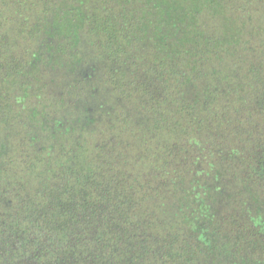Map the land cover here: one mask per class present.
Segmentation results:
<instances>
[{
	"label": "trees",
	"instance_id": "1",
	"mask_svg": "<svg viewBox=\"0 0 264 264\" xmlns=\"http://www.w3.org/2000/svg\"><path fill=\"white\" fill-rule=\"evenodd\" d=\"M24 1L9 0V3L11 7L19 8L24 6ZM92 1L83 0L72 5L83 11L78 20L61 10H53V13L51 7L55 4L47 7L45 0H38L43 7L40 12H31L37 14L38 23L58 28L54 33L55 44L51 45L56 55L50 57L51 62L57 64L58 59L59 63L66 59V63L72 66L66 64V77L80 82L96 79L99 74L94 67L96 73L80 80L84 57L91 53L88 47H95L88 38L97 33L90 30L95 14L84 6L94 4ZM158 1L155 7L160 9V15L157 11L149 14L150 25L147 24L146 33H157L160 39L169 35L172 39H167L169 47H183L182 57L170 59L166 55L164 61L170 66L190 64L193 73L191 84H188L190 93H186L191 96L189 101L199 102L197 96L201 98L203 88L197 89L198 82L204 76L214 82L220 80L216 68L225 64L241 82L236 87L230 86L224 93L215 85L216 91H206L213 97L206 105L215 110L213 105L215 102L219 104L221 96L218 101L217 97L225 95L226 109L231 111L230 114L239 113L240 122L235 125L238 130L246 125L242 122L246 118L264 129V0H230V9L223 0ZM120 4L127 10L131 2L120 1ZM237 4H241L240 14L235 10ZM113 5L118 8V4ZM204 5H210L212 9H204ZM10 13L14 32L22 37L28 35V40L37 43L38 38L34 39L28 31L18 27L14 12ZM118 14L115 13L117 20L109 21L112 26L119 24L121 16ZM106 19L108 21L109 17ZM137 21L139 24L142 19ZM205 23H210V27H203ZM193 32L198 33L200 39L209 36L214 39L211 51L214 50L213 59L219 64L206 63V59L201 62L198 54H203V50L209 47L204 43H193L197 38ZM6 38L7 35L0 32V44L7 45ZM240 41L243 42V53L231 56L229 53L234 42ZM138 42H129L128 45ZM147 42L149 50L156 51L158 46L152 40ZM45 56L41 54V62ZM225 56L247 61L248 65L231 66ZM127 58L121 62L129 66ZM6 62L12 71L4 74V79L0 78V201L12 195L14 203L10 212L0 211V264H171L174 261L200 264L201 259L205 264L210 259L214 264H228V260L234 264H264V259L252 258L250 253L242 255L238 252L239 240L230 239L228 233L223 234L220 210L212 199L213 186L207 182L213 174L217 180L223 177L221 169L215 168V158H211L216 155L218 162L223 163L225 147L224 139L210 137L208 131L200 132V123L204 114L219 129L226 123L227 115L220 110L209 113L204 106V111L198 114L200 121H197L196 112L189 108L178 109L169 102L163 109L155 104L161 97L156 98L150 90L156 84L143 76L148 103H138L134 110L131 105V109L125 107L127 114L140 127L147 126L150 135L155 134L158 141L165 136L164 129L169 130L167 140L175 141L171 144L176 152H169L171 155L161 153L158 148H151V139L144 136L127 138L121 130L120 133L114 131L116 137L107 143L110 134L106 132L108 136L102 140L98 122L106 119L109 111L100 106L104 116L99 118V115L91 116L85 107L79 125L72 127L71 123L66 126L63 120L68 112H62V95L54 100L61 101L60 116H52L62 120L63 125L60 129H53L46 120L49 106L46 107L45 101L29 104L31 90L24 75H20L31 72L29 69L25 71V62H31L32 67L36 62L28 59L26 54L17 59L11 57ZM118 66H108L105 72L123 85L125 73L118 72L121 69ZM29 81L32 84L33 81ZM97 87L96 84L89 90L95 91L99 89ZM113 93L115 101L122 100L115 91ZM92 95L97 96V93L92 92ZM144 108L150 114L140 120L137 113ZM153 112L159 114L158 121L163 125L152 122ZM16 116L18 119L14 124L12 120ZM228 140L237 154L232 163L246 164L238 174L244 177L243 182L247 185L242 189L244 194L236 199L237 203L234 202L235 209L247 220V228L257 229L264 235V204L248 186V179L256 183L264 181L259 169L261 165L264 167V157H260L264 149L259 150L258 140L245 138L239 132L231 134ZM103 151L105 155H102ZM249 151L255 158L248 154ZM124 152L127 155L123 156ZM219 190L222 192L221 187ZM235 214L230 213V217ZM247 252L253 251L248 249Z\"/></svg>",
	"mask_w": 264,
	"mask_h": 264
},
{
	"label": "rangeland",
	"instance_id": "2",
	"mask_svg": "<svg viewBox=\"0 0 264 264\" xmlns=\"http://www.w3.org/2000/svg\"><path fill=\"white\" fill-rule=\"evenodd\" d=\"M74 1L75 0H45V3L47 7L51 5L53 6L55 4V7H51V11L53 13L54 11L61 10L63 14L74 17L75 20H78L80 19L79 15L83 14V11L79 10L78 6L74 7L72 5L79 4L81 1L83 2V0H78L77 2ZM94 1V4L88 6L84 5L86 10L90 9L89 12L95 14L93 23L90 24V30L92 33L95 31L97 33H94L92 38L91 36H88L89 40L95 43V47H88V50L91 53H88V55L84 57L83 66H81L83 73L80 71L81 75L83 76H81L80 80H82V78L89 77L90 73H96L95 71H97L99 74L98 76H95L96 79L91 81H89V79H83L82 82H80L75 79L73 80L72 78H67V73H65L67 72L66 64L68 67H72L71 63H66V59H63V61L60 63L58 59L56 62L57 64L54 62L53 64L51 62L50 57L53 58L56 55L54 54L56 51L51 45L55 44L56 36H54V33L58 28L55 25L52 26L47 23H38L36 21L35 16L37 14L31 12H40L43 8L38 0H25L23 4L24 6L19 7L21 10H19L17 7H11L9 0H0V29H2L0 32H3L7 35L6 39L8 41L7 45H5L4 42L0 44V78H3L4 74L7 75L9 71H12L9 68V65L7 64L8 62H6V60L11 57H15L17 59V57L26 54L28 59L36 62L35 67L30 66L29 63L31 62H25V71L29 69L31 72L23 74L20 73V75H24V79L26 82H28L27 85L31 90L29 95V104L35 105L37 102H46V107L49 106L48 109L51 113L47 114L46 120L50 125H52L53 129H60L63 125V121L65 122L66 126H68L67 124L71 123L72 124L70 126L72 127L78 126L85 107H87L88 113L91 112V116L94 117L99 115L98 117L101 118L104 116L101 109H99L101 106L102 109L109 111L107 113L108 118L106 117V119H102V121L98 122V131H100V136L102 135V140L105 139L108 136L107 133H109L110 138L109 141H107V143H109L110 139L116 137L114 131L120 133L121 130L123 131V136H126L127 138L143 136L147 137L151 139L149 143L152 149L158 148L161 153L165 152L167 155L170 153L174 154L176 150L171 143H175V141L169 142L167 140L169 130L167 131L164 129L165 136L160 137V141H158L159 138H157L155 134L150 135L151 131L148 130L147 126H143V128L140 127L139 124H137V121L127 114L128 109L132 108V110H134L133 108L137 106L136 104H143L148 101V97L146 96V93H144L143 76L148 77L147 80L152 79L154 84H156L155 87L150 89L156 94V98L161 97L160 100L158 99V101L155 102V104L158 103L160 107L163 106V109L167 108L166 106H168L167 104L169 102L171 106L178 109L189 108L196 112L195 116L198 117L196 118L197 121H200L198 114H200V111H204V106L210 111L209 113H211L213 110V108L206 105L211 103L213 98L212 93L208 94L206 91H216L217 88L215 85H217L219 87L218 91L224 93L230 86L236 87L241 82L240 79L233 76L235 74L234 71L229 69L225 64H222V66L216 68L218 71L217 76L220 80H216L214 82L208 76H204L202 80L200 79L201 82H198L200 84L198 85L199 87L197 89L203 88L200 91L201 98L200 95L197 96V101L199 102L193 101L192 99V101L195 103L194 105L192 101H189L191 96L186 94L190 93L188 89L190 87L188 84H191V74L193 73V69L189 67L190 64L185 63L170 66L165 64L164 61V56L166 55H168L170 59H179L182 57L183 53L181 49L183 47H179V45L173 48L169 47L167 39L172 40L169 35H165V37L160 39L157 33H152V35L151 31L150 35L146 33L147 24L150 25L148 20L149 14L155 13L157 11V14L160 15V9L155 7L159 1L156 0V2L153 3L154 0H151L150 4L148 3V0H93L92 2ZM120 1L123 3L131 2L130 8L125 10L121 6ZM223 2L229 9L232 8L230 0H223ZM114 3L118 4V8L117 6L115 7L113 5ZM204 3L210 4L207 1H204ZM204 9L212 8L210 5H204ZM235 10H237L238 14L242 13L241 4L235 5ZM11 11H13L14 16H16L18 27L28 31V33H30L34 39L38 38L37 43L34 44L31 39L28 40V35L26 37H22L18 34V32H14V25L10 21V16H13L12 13H10ZM115 13H119L118 15L121 17L118 21L119 24H117V26H112L110 22L113 21V19L117 20ZM125 15L126 18H122V16ZM108 17L109 20L107 21L106 18ZM137 17L142 19L139 24L137 23ZM203 27L207 29L210 27V23H205ZM193 33V36H197L193 43H197L196 45H198V43H204V45L206 44V46L209 47V49L203 50V54H198V56L196 54V56L200 58L201 62L205 61L204 59H206V63H211L212 65H214V63L219 64L218 60L214 61L213 59L215 57L213 55L214 50L211 51V45H214V39H212L211 36L200 39L201 36L198 33ZM148 40H152L155 46H158L156 51L149 50V46L146 44L148 43ZM135 41H139L138 44L135 43L136 45L133 46L128 45L129 42ZM241 43L243 42L240 41V43L237 44L234 42L235 45L232 46V51L229 53L231 56H236L240 55L239 53H243V50L241 49L243 44L241 45ZM39 46H41L40 49H38ZM33 49L37 50V53ZM195 50L196 48L193 49L191 54L192 56L194 55ZM199 52L200 51H198V53ZM41 54H46L47 56H45L47 59L44 57L42 62L40 61ZM126 57H128L127 59L128 62H130V67L127 63H124L123 65L121 62L123 58ZM224 59L228 61L231 66L242 67L244 64L248 65L247 61H241V59L238 58L233 59L232 57L225 56ZM70 61H72V58ZM114 65L115 68L119 67L118 65H120L121 69L118 72L121 71L122 73H125V77H123V85L119 84L115 77L112 78L105 72L107 71L108 66L114 67ZM94 67H96L95 71H93ZM38 69L39 71H37ZM116 77H119V74H116ZM29 79L33 81L32 84ZM96 84L98 85L97 88L99 89H95V91H93V89L89 90V88ZM113 91H115L119 97H122V100H119V102L115 101V95ZM92 92H96L97 96H93ZM62 95L64 96L61 105L62 112H68V114H65V120L63 121L52 116H60L59 105L61 101L56 102L54 100H56L57 97L60 99ZM237 97L238 95L235 96V98ZM219 98L220 102L219 104L216 102L214 103L215 106L213 105V107L215 110L213 111L220 110L224 116L227 115V118H225L226 123L224 126L221 125L219 129L215 128L212 125L210 117L204 116L203 114V120H201V127L199 128V131L202 133L208 131L210 133V137L224 139L225 149L222 151V153L223 157L226 158L225 161L223 163L218 162L219 159L216 155H212L211 158H215L213 160L216 163L215 168L221 169L223 177L220 180H217L213 174L208 177L209 181L207 182L213 186L212 199L216 203L215 207L217 205L220 210V220L222 223L223 234L228 233L230 239L239 240L238 252L241 254L243 253L242 255H247L250 253L252 258L262 260L264 259V235L259 234L257 229L254 230L247 228V220L239 216L241 214L238 212V209H235V203H237L236 199L240 197V195L244 194L245 191L242 189L247 185L243 182L244 177L238 174L241 169H244L246 164L244 165V163H239L238 161H233L232 163V160L236 158L237 154L228 144V138H230L231 134L236 135L239 132L245 138L258 140L257 143L260 146L259 150H262L264 149V129H261L256 122H251L248 118H246L242 120V122L246 123V125L242 127L243 129L241 128L242 130H238L235 125L240 122L238 119L239 113L235 112L234 114H230L231 111L226 109L227 96L219 94L216 101H218ZM17 103L19 102L17 101ZM115 104H119V107H114ZM191 104H193L194 108L196 106V108L194 109L193 106H187ZM92 105H97L96 110H94L95 106L93 107ZM130 105L131 108L129 107ZM40 108H42V106H40ZM146 109L147 108H144L143 110L138 111L137 115H139L140 120L141 118H144V116L150 114L148 111H146ZM152 116V122H154L155 125H163V123L158 121V113L153 112ZM242 117H244V115H242ZM17 119L18 118L16 116V118L12 120L14 121V124ZM39 128L41 127L39 126ZM232 142L236 143L234 141ZM112 149H114V146ZM116 150L119 152L118 146ZM121 151L123 150L121 149ZM122 154L123 156L127 155L126 152ZM248 154L255 158L251 151H249ZM261 154L260 157H264V153ZM102 155H105L104 151ZM102 159L105 161L103 157ZM125 164L126 166H129L127 163ZM208 169H210V172H212L210 167ZM259 169L264 175V167L261 165L259 166ZM218 186L221 187L222 192L219 190L220 187L217 189ZM248 186L251 187L252 191L256 194L255 196L264 204V181L260 180L256 183L255 181L248 179ZM224 197H226L225 200ZM13 203L14 199L12 195L5 196L2 202L0 201V211L3 213L10 212ZM228 206L230 209H228ZM233 212L237 214L230 217V213ZM248 249L253 252L245 253ZM231 257L232 255L230 256V259ZM199 263L205 264L204 260L202 259L201 261L199 260ZM171 264L180 263L174 261ZM207 264H214V262L210 259ZM228 264L234 263H231V261L228 260Z\"/></svg>",
	"mask_w": 264,
	"mask_h": 264
}]
</instances>
